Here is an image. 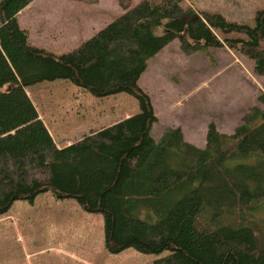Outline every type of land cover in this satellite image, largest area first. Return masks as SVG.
Instances as JSON below:
<instances>
[{"label":"trees","instance_id":"obj_1","mask_svg":"<svg viewBox=\"0 0 264 264\" xmlns=\"http://www.w3.org/2000/svg\"><path fill=\"white\" fill-rule=\"evenodd\" d=\"M31 1L0 0V96L63 79L95 97L127 93L138 112L69 145L58 146L39 118L0 133V214L50 192L101 214L111 254L132 248L157 255L153 264H264V93L233 132L210 122L199 147L178 126L154 138L157 114L139 84L175 39L185 53L237 47L264 75V7L250 25L196 13L183 0L121 2L116 18L57 55L31 43L20 24ZM222 214L233 221L215 227Z\"/></svg>","mask_w":264,"mask_h":264},{"label":"rangeland","instance_id":"obj_2","mask_svg":"<svg viewBox=\"0 0 264 264\" xmlns=\"http://www.w3.org/2000/svg\"><path fill=\"white\" fill-rule=\"evenodd\" d=\"M51 1L29 2L20 11L19 21L28 29L31 43L58 55L91 38L109 14L114 17L123 11L122 4L133 5L140 0H101L99 5H96L99 0ZM183 3L196 13L218 12L227 19L250 25L255 11L264 7V0H183ZM97 7L95 18L83 20L87 18L83 16L73 20L77 12L94 14ZM147 64L139 84L150 93L157 114L158 120L151 129L155 139L165 128L178 126L187 141L203 147L210 122L220 132L231 133L252 107H262L264 75L254 71L253 61L237 47L223 45L185 53L175 39ZM136 103L127 93L95 97L67 80L45 81L0 96V133L39 118L55 143L62 146L135 114ZM18 201L26 208L18 212L13 204L0 214L3 264H153L158 257L132 248L109 253L104 247L101 214L84 212L74 199L57 200L46 192L38 195L34 205ZM14 212L22 214L18 217L19 231L8 215ZM262 214L264 210L258 213ZM232 218L222 214L218 223L214 220V226L228 224ZM56 243L59 248L63 246L64 255L50 249ZM26 250L31 252L30 256L24 254Z\"/></svg>","mask_w":264,"mask_h":264},{"label":"crops","instance_id":"obj_3","mask_svg":"<svg viewBox=\"0 0 264 264\" xmlns=\"http://www.w3.org/2000/svg\"><path fill=\"white\" fill-rule=\"evenodd\" d=\"M34 1V0H33ZM52 1H55V0H52ZM51 1V2H52ZM32 2V1H31ZM97 3V2H96ZM101 3V0H99V3L98 4H96V5H99ZM30 4V3H29ZM95 7V6H94ZM24 9V8H23ZM95 12L96 13H94V14H88L89 12H77L76 14L77 15H75V16H73V20L75 21V20H80L83 16H86L87 18H84L83 20H85V19H88L89 17H91V16H93L94 18L97 16V10H99V8L97 7V8H95ZM72 12V11H71ZM120 14V13H119ZM118 14V15H119ZM19 15H20V12L18 13V19H19ZM118 15H116V16H114V17H110V14H109V16L106 18V21L100 26V27H103L104 25H106V24H108L109 22H111L114 18H116ZM99 24H101V23H99ZM98 24V25H99ZM72 25V24H71ZM25 28V27H24ZM26 29V28H25ZM28 30V29H27ZM68 144V143H67ZM66 145V144H65ZM69 145V144H68ZM38 197V196H37ZM37 197H36V199L35 200H37ZM35 200H33L34 201V203L32 204V205H34L35 203H36V201ZM13 204H15L14 206H16V210L19 212L20 211V209L21 208H26V206H25V204L23 203V202H14ZM29 204V203H28ZM30 204V205H31ZM18 212H14V214H8L9 216H10V220L12 221L13 220V222H14V224L16 225V228L18 229V231H19V225H18V217L19 216H21L22 214L21 213H18ZM23 240V238H22V236L19 234V240ZM20 240V241H21ZM59 246V243H56V245L55 246H52V247H50V249H53V251L55 252L56 251V253H59V254H62V255H64V250H63V246L61 247L60 246V248L58 247ZM55 249V250H54ZM67 253V252H66ZM24 254H26V256H30L31 255V252H29V251H27L26 250V252L24 253ZM0 264H3V262H0Z\"/></svg>","mask_w":264,"mask_h":264},{"label":"water","instance_id":"obj_4","mask_svg":"<svg viewBox=\"0 0 264 264\" xmlns=\"http://www.w3.org/2000/svg\"><path fill=\"white\" fill-rule=\"evenodd\" d=\"M197 16H198V14L195 13L193 16L189 17L188 19H190L192 17H195L196 18Z\"/></svg>","mask_w":264,"mask_h":264}]
</instances>
